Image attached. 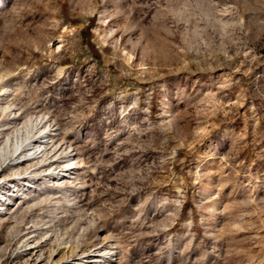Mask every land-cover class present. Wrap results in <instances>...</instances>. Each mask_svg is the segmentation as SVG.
<instances>
[{"label": "rangeland", "instance_id": "374dc122", "mask_svg": "<svg viewBox=\"0 0 264 264\" xmlns=\"http://www.w3.org/2000/svg\"><path fill=\"white\" fill-rule=\"evenodd\" d=\"M0 191V264H264V0H0Z\"/></svg>", "mask_w": 264, "mask_h": 264}, {"label": "bare ground", "instance_id": "6f19581e", "mask_svg": "<svg viewBox=\"0 0 264 264\" xmlns=\"http://www.w3.org/2000/svg\"><path fill=\"white\" fill-rule=\"evenodd\" d=\"M47 137V136H46ZM46 137H42V139L41 138H39L38 139V137H36V138H34V139H31V141H30V144H32L33 143V145L31 146L32 147V150H33V152L32 153H30L29 155H28V157H32V158H34V157H36V156H38L39 154L41 155L43 152H45L44 150L48 147V144L50 145L51 144V142H50V140H48V139H50V138H46ZM52 138V137H51ZM34 143H39L38 145H34ZM42 144V145H41ZM59 146L57 145V146H55L54 148H53V152L55 153V151H57L58 149H60V148H58ZM25 148V147H24ZM62 148V147H61ZM63 149V148H62ZM31 150V151H32ZM65 150V149H64ZM64 150H61V152H59V153H62ZM71 150V147H68V149H67V152H66V155H67V157L68 158H70V159H72V157H73V153L70 151ZM22 152V151H21ZM30 159V158H29ZM25 160V159H24ZM72 161V160H71ZM70 161V162H71ZM71 168V167H70ZM69 170V169H68ZM66 174V173H65ZM59 176V175H58ZM57 176V177H58ZM64 176V175H63ZM25 185V184H24ZM6 198H4L3 197V193L0 191V201L2 200V202H0V215L2 216V214L4 213L3 212V209H5V207H3V205H4V200H5Z\"/></svg>", "mask_w": 264, "mask_h": 264}]
</instances>
